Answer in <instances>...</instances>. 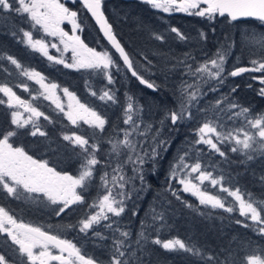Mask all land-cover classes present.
Segmentation results:
<instances>
[{"label": "snow or ice", "instance_id": "1", "mask_svg": "<svg viewBox=\"0 0 264 264\" xmlns=\"http://www.w3.org/2000/svg\"><path fill=\"white\" fill-rule=\"evenodd\" d=\"M75 2L76 0H73V3ZM79 2L99 25L103 36L111 48L115 50L114 54L109 51H97L84 43L81 37L76 34L78 31H83L82 25L78 22V12L65 6L61 0H0V14L15 13L25 17L31 29L42 31L46 36L58 38L60 44L63 45V50L61 51L56 44H51V47L61 51L60 58L50 55L49 44L44 39L34 38L32 30L23 28L19 30L23 37L22 43L55 64H63L65 68L75 70L86 69L101 73L107 79L108 84H112L114 80L111 70H121L120 63L114 58V55L118 54L119 61H122L124 69L131 74V77H134L139 84L148 89L157 91L158 86L155 82L146 79L137 70L129 52L114 33L113 27L103 11L104 0H79ZM142 2L150 5L153 9L162 10L166 13L183 12L189 16L207 18L209 21L216 16L226 17L230 21L252 18L264 25V0H142ZM64 23L71 25L72 35H69L62 28ZM171 32L175 33L179 39H185V36L177 28H171ZM12 34L16 35L15 32ZM155 39L162 41L164 37L155 35ZM243 46L249 48L254 54L259 53V58L251 59L250 67L235 68L227 75L237 77L248 72L264 74V30L260 33L247 34ZM67 52L72 54L70 63L63 59L64 53ZM226 55L227 52L218 51L216 58L207 60L195 68L190 64L187 65L186 74L194 77L197 83L183 82L179 98V110H171L166 115V119L170 121L171 125L175 126L184 120L192 119L190 108L193 106V102H198V99L206 94L202 92L199 82L207 84L211 80H216L221 84L224 83ZM6 58L16 69L20 70V75L39 85L41 90L39 95L55 104L71 125L79 128L82 122L94 130L93 137L97 131L99 133L105 132L107 119L93 108L80 102L67 88L63 89L64 94L69 99L66 111L60 102V98L56 95V90L59 87L57 84L46 82L44 75L38 71L25 68L16 58L12 56ZM252 78L264 85V75ZM17 87L22 88L25 92L30 91L27 84H20ZM209 90L216 91L217 89L213 86ZM232 91L235 92L236 89L233 88ZM0 93L7 97V101L0 99V104L6 103L10 109H23L24 112L30 114L27 118H23L20 111L11 113V124L16 129H23L31 125V136L46 137L48 135L37 123L41 117L44 120H49L47 115L18 96L12 87L6 84H0ZM91 95L96 96L97 93L92 91ZM258 95L264 97V87L259 89ZM36 98L33 96V99ZM99 99L117 103L116 97L110 91H103ZM128 101L124 109L123 123L128 125L130 130H123L122 139L108 141L111 145L110 154L115 155L117 164L113 168V175L110 180L107 172H104L100 177L104 193L90 205V207L97 208L98 211L79 221V231L82 233L87 234L94 225H99L101 221L108 220L109 214L120 217L125 212V198H131L129 193L123 191L126 185L134 178H138L143 183L145 181L144 164L151 162L155 167L157 157L160 155L157 148L167 151V141L163 139L157 141L155 136L153 139L156 146L152 148L150 153L145 151L141 155L137 151V143L130 137L133 133L143 136L151 130L152 126L148 125L144 131H140V123L134 119V114L142 112L143 109L133 103V97L129 96ZM223 102L222 99L216 100L214 107L219 109ZM236 108H239V111L234 114L235 117H243L246 127L223 131L221 130L223 126L217 120L205 119L195 131L197 138L194 143L205 145L210 151L225 157V152L221 150L218 144L228 142L233 144L231 148L233 153H239L251 161L254 159L253 154L264 155V113L250 116L249 108L229 102V111ZM232 118L229 116V119ZM49 122L52 121L49 120ZM160 123L163 124L164 121L162 120ZM16 135L15 130L0 133V191L17 201H32L34 203L47 201L51 205H57L58 207L53 209L57 216L65 213L73 205L84 204L85 196L83 193L94 179L97 166L102 163L96 155L100 151L99 144L90 142V138L76 132L62 135L64 141L68 142L74 149H79L76 155L81 160L80 171L78 175L73 176L58 172L54 167H50L46 160L34 159L23 147H14L11 141ZM158 135L159 130L156 133V136ZM187 155L188 153L185 152L177 157L170 169L169 180L179 184L181 186L180 191L183 193L196 197L200 205L209 206L212 209H222L228 213L234 212L238 207L239 215L245 219L235 222L245 228L251 227L259 235L264 236V200H255L251 194H243L239 188L225 187L223 177H215L212 173L202 170L201 163L198 161L189 164L186 161ZM121 156L125 157L122 162L119 161ZM129 163L133 165L132 171L136 173V177H127L124 173V166ZM205 181H208L212 187L219 186L220 192L233 198L236 202L235 206H227L224 198L204 190L202 185ZM110 183L112 187H109ZM114 188L120 191L114 193ZM172 195L177 200L181 199L176 190L172 191ZM187 206L191 207V205ZM133 214L135 215V212ZM153 220L164 221V215L162 213L156 214L153 216ZM247 221H251V223ZM106 227L110 228L111 224L106 225ZM94 234L102 240L106 239L98 232ZM120 236L124 239L113 240L114 250L107 264H137V261L133 259L135 253L126 251L127 248L131 247L130 244H126L130 236L129 232H120ZM140 237L147 239L143 233H140ZM0 243L7 245L15 254L13 259L9 260L3 253H0V264H102L98 258L82 254L81 248L72 241L52 234L41 226L25 223L3 206H0ZM136 243L139 244L140 240L138 239ZM152 243L160 245L168 251H183L205 259L199 248L190 247L181 239L168 241L155 239ZM54 249L57 250L55 254ZM230 256V252L225 254L223 259L219 256L208 255L206 260L211 264H236L235 259H229ZM241 264H264V251L258 254L245 255L241 259Z\"/></svg>", "mask_w": 264, "mask_h": 264}, {"label": "trees", "instance_id": "2", "mask_svg": "<svg viewBox=\"0 0 264 264\" xmlns=\"http://www.w3.org/2000/svg\"><path fill=\"white\" fill-rule=\"evenodd\" d=\"M103 9L117 38L129 50L132 58L137 57L135 62L140 65L142 61L146 62L147 70L143 76L155 82L158 90L152 92L140 86L135 80L125 75L122 67L120 71L115 72V70V73H112L114 80L112 84H108L107 79L101 73L90 75L92 79L89 83L90 91H95L97 93L95 97L99 100H95L92 107L108 121L104 133L96 132V140L92 135L93 132H88L90 142L99 144L100 154L108 150L109 146L104 138L112 135L116 137V134L124 128V109L129 96L133 97V103L137 107H142L141 118L146 126H152L151 132L157 133L159 130V135L155 137L156 140L167 141V151L157 148L160 155L157 157L155 167L151 162L144 164L145 181L142 183L138 181V178L137 180L132 179L131 186L133 187L127 191L131 198H125V212L119 218V222L121 231H127L130 234L126 241V244L131 245L128 252L135 253L133 259L137 261V264H211L206 260L208 255L219 256L223 259L228 252L231 253L229 259H235L236 264H241V259L245 255L264 251V236L259 235L251 227L245 228L235 222L245 219L239 215L238 207L234 212L228 213L222 209L200 205L198 200L179 192L175 187V182L172 185L169 180L170 169L177 157L187 152L186 161L189 164L198 161L201 163L202 170L212 173L215 177H223L225 187L239 188L243 194H251L255 200H264V179H262L264 178V155L253 154L254 159L249 161L245 156L233 153L232 146H225L227 142L218 144L225 152V157L212 151L207 152L208 150L200 147L196 148L195 131L204 122V118L210 119L209 113L199 114L195 111L190 121L175 126H172L166 119L169 111H178L180 97L177 83L181 82L180 70L183 68V63L195 67L213 59L218 50L223 48L226 40L229 45H240L246 37L239 36L242 30L248 32L247 34L260 33L264 30V26L254 21L231 23L217 16L211 21L197 16H163L146 4L137 1L108 0L104 2ZM72 10L78 12V21L85 32L90 35L91 42L88 43L85 40V44L99 51H109L113 54L104 44L80 5H75ZM173 27L185 36L184 40L171 32ZM21 28L32 30L34 38L47 41L41 31L30 28L25 17L15 13L0 14V84L12 87L17 80H21L19 69L8 64L6 57L12 56L25 68L40 72L47 81L57 84L62 89L79 90V86L84 87L80 81L87 79L86 75H79L78 79L72 76L67 68L50 63L40 57L38 52L32 51L22 43L23 37L19 31ZM13 32L16 35H13ZM155 35H161L164 39L157 40ZM240 55L243 67H248L246 65L251 59L259 58V53L254 54L247 47H243ZM120 72L123 76L119 74ZM252 75V73L246 74L232 82L229 81L227 86H233L236 91L232 95L224 93L230 96L233 103L249 108L250 116L264 113V97L258 95L262 86L252 81ZM97 86L105 87L103 91H110L116 97L117 103L101 101L99 96L103 91L99 94ZM3 98L4 96L0 93V99ZM199 107L207 111L203 103ZM162 120L163 124L160 123ZM63 124L58 119L52 125H40L42 130L48 133L49 138L30 139L26 132L12 129L9 109L5 104H0V133L15 130L17 135L11 141L13 145H23L35 157L39 156L37 154L47 155L49 160H46L51 167L76 176V173L68 169L67 163L76 167L78 161L75 160L71 148L60 138V134H70L75 131L69 130ZM49 144L55 147L49 149ZM155 146L154 142L151 148ZM97 157L102 161L98 165L101 167L97 168L94 179L87 188L89 191L86 190L84 193L85 203L78 209L67 211L71 214H78L81 220L89 213V204L95 200L101 189L100 177L114 164V161L110 162L106 156L97 155ZM41 160H44L43 156ZM124 173L127 177H131L130 168H125ZM173 190L177 191L181 197L180 200L172 195ZM206 191L224 198L227 206L236 204L232 197L219 191V186L206 187ZM2 198L7 197L2 196ZM52 212L54 213L53 209ZM160 213L164 215V221H154L153 216ZM247 222L251 223V221ZM140 233H143L147 239H142ZM138 239L139 244L136 243ZM155 239L161 241L181 239L190 247L199 248L205 259L183 251L165 250L160 245L152 243Z\"/></svg>", "mask_w": 264, "mask_h": 264}, {"label": "flooded vegetation", "instance_id": "3", "mask_svg": "<svg viewBox=\"0 0 264 264\" xmlns=\"http://www.w3.org/2000/svg\"><path fill=\"white\" fill-rule=\"evenodd\" d=\"M61 1H62V3L65 4V6L71 8V9H73L75 7V5H77L76 2L73 3V0H61ZM106 1H108V0H104V2H106ZM123 1H125V2L137 1V2H140L142 4H145V3L142 2V0H123ZM146 5L150 9H152L153 11H155L156 13H158L160 15H163V16L164 15H169V16H172V15L189 16L187 14H182V13H166V12H163L162 10L161 11H159V10L156 11L150 5H148V4H146ZM80 7L82 8L81 5H80ZM82 10H83V8H82ZM103 11H104V9H103ZM84 13H85V11H84ZM104 13H105V11H104ZM85 15L88 17V15L86 13H85ZM223 18L226 19V20H228L226 17H222L221 19H223ZM62 28H64V30L67 31L69 33V35H71L72 32H71V25L70 24H65L64 23L62 25ZM41 33L43 34L42 31H41ZM77 33L81 37V39L84 41V43H85V40L88 43L91 42L90 41V35H89V33L85 32V29L84 28H83V31L82 32L81 31H78ZM97 51H99V50H97ZM127 51L129 52V50H127ZM129 54H130V52H129ZM39 55H40V57H42L45 60H47L40 53H39ZM54 56H55V54H54ZM130 56L132 57L131 54H130ZM115 59H118L116 55H115ZM132 59L134 61V64H135V67L137 68V70L140 71V73L142 75H145L144 73L147 70V64H145L146 62L145 61H142V65H140V64H137L135 62V60L137 59V57H134ZM47 61H49V60H47ZM118 61H119V59H118ZM49 62L50 63H53L51 61H49ZM119 63L121 65V67H122L123 72L125 73V75L127 77H129L130 79H132L129 76V74L127 73L126 69H124V67H123V65L121 64L120 61H119ZM8 64L10 65L11 63L9 62ZM57 65H62V64H57ZM62 66L64 67V65H62ZM114 70L112 69L111 72L112 73L117 72V71L114 72ZM67 71H69L72 76H76L78 79H79V75H86L88 77L87 79L80 81V83L84 84V87H80L79 86V90L71 89V90H69V92L73 93L77 97V99L80 100V102L85 103L86 105H88L89 107H91V108L94 109V107H92V103L95 100H97V101H99V100H98L97 97L91 95L89 83L92 80L90 75H92L94 73H97V72L92 71V70H86V69L75 70V69H72V68H67ZM119 74L121 76H123V74L121 72ZM246 74L247 75H250L251 72H248ZM246 74L244 73V76ZM19 75H20V70H19ZM20 77H21V80H17L16 84H14L12 86L13 91L16 92V94L18 96H20L22 99L30 102L33 106L37 107L41 112H43L45 115H47L49 117V120L52 121L50 123L49 120H44L43 117H41L40 120L37 121V123L39 125H52L56 120L59 119L61 122H63L67 126V128L69 130L75 131L76 133L82 134V135H84L86 137H88V132H93L94 131L93 129L89 128L87 125L83 124L82 122H81V125H80L79 128L74 127L73 125H71V123L66 119V117L64 116V114L62 112H60L56 108V106L52 105L49 101L45 100L42 95H39L40 89H39V86L36 83H34L33 81L27 80L22 75H20ZM46 82H49V81L46 80ZM20 84H27L28 87H29V89H30V91L29 92H25V91H23L22 88L17 87V85H20ZM233 88H234L233 86H230V87L227 86V88L224 90L225 91L224 93H229L231 95L230 92L233 93V91H232ZM91 89H93L92 86H91ZM104 89H105V87L97 86V92H99V94ZM57 90L63 92V89L60 88V87H58ZM33 96H36L37 98L36 99H33ZM3 99L5 101H7V97H4ZM103 102H105V101H103ZM4 104L7 106L6 103H4ZM8 109H9L10 122H11V119H12L11 113L13 111H16L17 109H10V108H8ZM94 110H96V109H94ZM21 111H22L23 118H27L30 115L29 113L24 112L23 110H21ZM106 126H107V124H106ZM13 128L16 131L26 132L27 133V136L30 137V139H33L35 137H40V136L33 137V136L30 135L31 125H28L26 128H23V129H16L15 126L12 125V129ZM62 135L63 134H60V138H61L62 141H64L63 138H62ZM46 137L49 138V135H47ZM114 138H115V136L112 135L110 137L104 138L105 139L104 141H106L107 142V145L110 146V144L108 143V141L109 140H114ZM94 139L96 140L95 137H94ZM18 143H19V140H18ZM66 144L71 148V150H72L71 152L74 153L75 160L78 161V165H76V167L70 165L69 163H67V167H68V169L71 170V172H74V173H76V175H78L79 174V171H80V163H81V160H80L79 157H77L76 153L79 152V149L74 150L73 147L70 144H68L67 142H66ZM14 147H23L25 149V151L29 155H31V153L29 151H27V149L23 145L14 144ZM52 147H55V146L53 144H49V149H51ZM109 151H110V147H108V150L107 151H104L101 154H100V151L97 152L96 155H100V156H104V157L106 156V159L107 160H110V162L113 163L112 157L109 156ZM37 155H39V156H36V157L33 156V158L34 159L41 160V158L43 156L44 160L48 159L46 157L47 155L46 156L45 155H42V154H37ZM100 167L101 166H97V168H100ZM58 172H60L62 174H65V172H62L61 170H58ZM66 174H69V173H66ZM2 196H6L7 198H2ZM97 197H98V195L96 196V198ZM96 198H95V200H96ZM4 199H6V200H4ZM95 200L91 201V203L89 205H91ZM0 206H3L6 209H8L14 216H16L18 219L24 221L25 223H31V224L36 225V226H41L45 230L49 231L52 234L59 235L63 239H67V240L72 241L74 244L77 245V247L81 248L82 254H85L87 256H91L93 258H98L102 262V264H107V262L110 259L111 253L114 250L113 249V245H111V242L114 239H116L117 235H115V233L113 231H111V230H109V231L108 230H106V231L105 230H100L99 228L98 229L89 230L87 234L82 233V232L79 231V227H80L79 221L81 219H79L78 214H76V213L71 214V213H68L67 211H69L70 209H78V207H82L83 204L73 205V206H71V208H69L68 210H66L65 213H62L61 215L57 216L55 214V212L54 213L52 212V209H55V208L58 207L57 205H51L47 201H45L43 203H39V202H35L34 203L32 201H17V200H14V199L8 197L6 193L0 191ZM70 211H72V210H70ZM87 215L88 214H86V216L84 217V219L88 217ZM109 224H112L113 227L115 225L111 221H109ZM69 226H71V227H69ZM96 232H98L102 236L106 237V239H103V240L100 239L99 236H96L94 234ZM56 251L57 250H55V249L53 250L54 254L56 253ZM126 251L128 252L129 251V248H127ZM0 253H3L6 256V258L9 259V260L13 259L14 255H15L14 253L11 252V250L9 249V247L7 245H3L2 243H0Z\"/></svg>", "mask_w": 264, "mask_h": 264}, {"label": "rangeland", "instance_id": "4", "mask_svg": "<svg viewBox=\"0 0 264 264\" xmlns=\"http://www.w3.org/2000/svg\"><path fill=\"white\" fill-rule=\"evenodd\" d=\"M154 10L157 11V9H154ZM159 11H161V10H159ZM171 13H182V14H185L183 12H175V11H173ZM65 24H68V23H65ZM71 32H72V30H71ZM247 33L248 32H246L245 30H242L241 35L239 34V36L243 38L244 36L247 35ZM76 34L78 35V33H76ZM71 35H72V33H71ZM46 40L47 41H45V42L49 44V54L51 55V53H54L55 56L54 55H52V56H54L56 58H60L61 57V51L63 50V45L60 44L59 39L55 38V37L46 36ZM227 42H228V40H226V42H224L223 48L221 50H218V51H220L222 53L223 52H227L226 64H225L226 72L224 74V76L226 78L224 79V83L221 84L219 81H216V80H211L207 84H204L203 82H199L202 92H204L206 94L203 95L202 97H200L198 99V102H193V106L190 108L191 113H193L195 111H197L199 114L200 113H209V115H210L209 118L213 119V120H217L218 123L223 126L222 129H221L223 131H230V130H233L235 128L246 127V122H245L244 118L243 117H235V115H234L236 112L239 111V108L232 109L231 111H229L228 104H229V102H232V101L230 100V96H226L224 94V92H225L224 90L227 88V84H228L229 81L232 82L233 80L244 76V73L241 74L240 76H237V77H231V76L227 75V73L230 72L231 70H233L235 68H238V67H243L244 66L242 64V62H241L242 61L241 60L242 56L240 55V53L242 52V49H243L244 46H243V42H242L240 45L231 44V47H229L230 45ZM51 44H56L58 46V48L61 49V51H57L56 48H52ZM71 55H72L71 52L64 53L63 59L66 62L70 63L71 62ZM214 58H216V54H215ZM187 65H188L187 63H183V68L180 70L181 71V74H180L181 75V82L177 83L178 90H179V97H180L182 84H183L184 81H187L188 83H192V84L197 83V81H196V79L194 77H191V76L186 74L187 71H188ZM199 65H197V66H199ZM197 66H195V67H197ZM246 66L250 67L251 64L249 63ZM192 67L195 68L194 66H192ZM251 73L253 74L252 75L253 77H259V76L263 75L262 73H256V72H251ZM29 81H31V80H29ZM252 81L256 82V84H260L259 81L256 80V79H252ZM213 86L217 89L216 91H210L209 90ZM261 86L264 87V85H261ZM56 95L60 98V102L64 105L65 110L67 111V106L69 104L68 97L64 94V92H61V91H58V90H56ZM218 99H222L224 101L220 105L219 109L214 107L215 102ZM47 101H49L52 105L55 106V104H53L50 100H47ZM128 102L129 101L127 100V103ZM179 103H180V101H179ZM179 103H178V110H179ZM202 103L204 104L205 109H207V111H205V110H203V109H201L199 107ZM21 110H23V109H17L16 111H20L22 113ZM229 116H232L233 118L229 119ZM123 118H125V116ZM134 119L138 123H140V131H144L147 128L146 124L144 123L145 121H143V118H141L140 112L134 114ZM205 119H207V118H204V120ZM190 120L191 119H187V120H184V121H182V122H180L178 124H183V123H185L187 121H190ZM123 125H124V128L120 132H118L116 134V137L114 138V140L123 138V134H124L123 130H130V127L128 125H125L124 123H123ZM248 130L249 131H254L252 129H248ZM154 136L156 137V133H153V132H151V130H149L143 136L139 135L137 133H133V135L130 137V139H132L134 142L137 143V146H138L137 147V151L142 155L143 152H145V151H147L149 153L151 152V150H152L151 147L154 144V139H153ZM225 146H233V144L227 142V143H225ZM109 147L111 148V145ZM195 147L196 148L200 147V148H203L205 150H208L207 152H210V150L205 145H195ZM256 155H259V154L256 153ZM109 156L112 157V161H114V164L111 166L112 168L110 167L111 169L109 168L108 171H107V172H109L108 173L109 174L108 178L110 180L111 176L113 175V168L117 164V158L115 157L114 154H110V151H109ZM124 159H125L124 156L119 157V161H121V162ZM127 167L130 168V170H131V174H130L131 177H136V173H134L132 171L133 165L130 164V163L126 164L124 166V171H125V168H127ZM132 173H133V175H132ZM134 179L137 180V178H134ZM138 181H139V179H138ZM171 182H172V185H173V182H175V181H171ZM174 184H175V187L179 190V192L183 193L182 191H180L181 186L179 184H177L176 182ZM109 187H112L111 183L109 184ZM132 187L133 186H131V182H130L129 184L126 185V187H125V189L123 191L127 192ZM206 187L213 188L208 181H205L204 185H202V188L204 190H206ZM113 191L115 193V192L120 191V190L117 189V188H114ZM103 193H104V188L101 186V189L99 191L98 197L100 195H102ZM183 194L188 195V196L198 200L196 197H194V196H192V195H190L188 193H183ZM98 197L96 198V200L98 199ZM207 207H209V206H207ZM89 209L90 210H89V213H88L87 216H89L91 214H95L98 211L97 208H93V207H90ZM120 217H115V216H112L111 214H109V219L108 220L101 221V223L99 225H94L93 229H98L99 228L100 230H105V231L106 230H108V231L111 230V231H113L115 233V235H117L116 239H122V237L120 236V232H122L121 229H120L121 225H120V222H119V218ZM109 221H111V222H113L115 224L114 227H113L112 224H111L110 228L106 227V225L109 224ZM118 227L120 229L119 231H117ZM111 245H113V241L111 242Z\"/></svg>", "mask_w": 264, "mask_h": 264}, {"label": "water", "instance_id": "5", "mask_svg": "<svg viewBox=\"0 0 264 264\" xmlns=\"http://www.w3.org/2000/svg\"><path fill=\"white\" fill-rule=\"evenodd\" d=\"M76 3L82 6V4L79 2V0H76ZM82 8H83V6H82ZM83 10H84L85 13L88 15V17L90 18V20L92 21V23L94 24V26L96 27V29H97L99 35L101 36L102 40L104 41V43H105V44H106V45L112 50L113 53H115V50L111 48V45L108 43L107 39L103 36V33L101 32V30H100V28H99V25L96 24L94 18L91 17V14L88 13L86 9L83 8ZM218 17H219V16H218ZM220 18H222V17H220ZM228 20H229V19H228ZM229 21H230V20H229ZM244 21H254V22H259V23H261L260 21H257V20L252 19V18H241L240 20H237V21H230V22H232V23H236V22H244ZM115 55H116L117 58L119 59L118 54H115ZM120 62H121V64H122V61H120ZM122 65H123V64H122ZM127 73H128V72H127ZM128 74H129V76L131 77V74H130V73H128ZM131 78L134 79V80L139 84V82H138L134 77H131ZM139 85L142 86V87H145L146 89H148V88H147L146 86H144V85H141V84H139ZM148 90H150V91H152V92H155V91H153V90H151V89H148ZM172 126H173V125H172Z\"/></svg>", "mask_w": 264, "mask_h": 264}, {"label": "bare ground", "instance_id": "6", "mask_svg": "<svg viewBox=\"0 0 264 264\" xmlns=\"http://www.w3.org/2000/svg\"><path fill=\"white\" fill-rule=\"evenodd\" d=\"M230 87V86H229ZM232 88V87H231ZM229 90V89H228ZM231 93V95H232V92H230ZM226 94V93H225Z\"/></svg>", "mask_w": 264, "mask_h": 264}]
</instances>
